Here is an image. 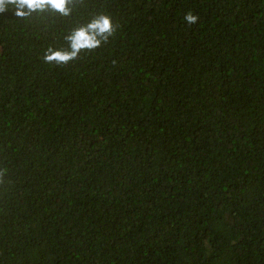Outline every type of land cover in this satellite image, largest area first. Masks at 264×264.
Here are the masks:
<instances>
[{
	"label": "trees",
	"instance_id": "trees-1",
	"mask_svg": "<svg viewBox=\"0 0 264 264\" xmlns=\"http://www.w3.org/2000/svg\"><path fill=\"white\" fill-rule=\"evenodd\" d=\"M69 7L0 12V264H264V0Z\"/></svg>",
	"mask_w": 264,
	"mask_h": 264
},
{
	"label": "clouds",
	"instance_id": "clouds-1",
	"mask_svg": "<svg viewBox=\"0 0 264 264\" xmlns=\"http://www.w3.org/2000/svg\"><path fill=\"white\" fill-rule=\"evenodd\" d=\"M71 0H0V12L13 10L18 17H25L33 12H46L48 9L55 10L61 16H69L72 8L69 7ZM196 17L191 13L185 16L188 23H195ZM114 35L112 17L106 13H96L89 18L88 22L74 29L66 36L69 41L70 51L45 53L47 62L56 61L64 64L74 59L82 50H94L106 43Z\"/></svg>",
	"mask_w": 264,
	"mask_h": 264
}]
</instances>
